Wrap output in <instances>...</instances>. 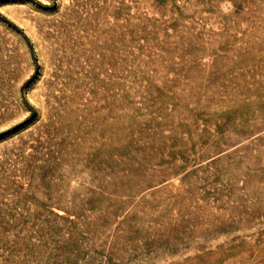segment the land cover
Instances as JSON below:
<instances>
[{"label": "rangeland", "instance_id": "374dc122", "mask_svg": "<svg viewBox=\"0 0 264 264\" xmlns=\"http://www.w3.org/2000/svg\"><path fill=\"white\" fill-rule=\"evenodd\" d=\"M0 264H264V0H0Z\"/></svg>", "mask_w": 264, "mask_h": 264}]
</instances>
